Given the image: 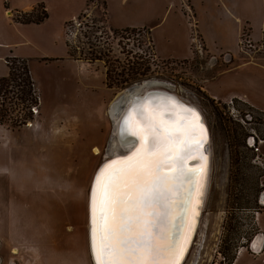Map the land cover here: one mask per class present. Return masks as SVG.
Instances as JSON below:
<instances>
[{
  "label": "rangeland",
  "instance_id": "374dc122",
  "mask_svg": "<svg viewBox=\"0 0 264 264\" xmlns=\"http://www.w3.org/2000/svg\"><path fill=\"white\" fill-rule=\"evenodd\" d=\"M27 1L0 0V54L28 62L39 96L25 107L14 84L7 93L0 88L6 114L0 122L2 264L11 258L14 264H93L89 197L121 117L111 114V105L146 81L196 105L212 130L207 195L184 264H264V255L256 258L250 249L264 227V109L220 94L221 74L240 61L264 66V40H253L239 19L244 0H89L59 38L46 25L17 22L43 17L41 5L31 16L4 17L7 6L16 10ZM108 5L113 25L151 33L114 27ZM226 54L238 55L226 61ZM8 56H0V78L9 75L8 59L15 62ZM139 57L150 60L151 72L122 83ZM252 134L258 150L246 145Z\"/></svg>",
  "mask_w": 264,
  "mask_h": 264
},
{
  "label": "snow or ice",
  "instance_id": "6c2138e0",
  "mask_svg": "<svg viewBox=\"0 0 264 264\" xmlns=\"http://www.w3.org/2000/svg\"><path fill=\"white\" fill-rule=\"evenodd\" d=\"M135 137L129 155L105 162L90 190L94 264H179L183 230L205 171L206 128L198 110L138 100L121 137ZM199 157L200 166L187 160ZM180 236L176 238V230Z\"/></svg>",
  "mask_w": 264,
  "mask_h": 264
},
{
  "label": "crops",
  "instance_id": "0c3cea01",
  "mask_svg": "<svg viewBox=\"0 0 264 264\" xmlns=\"http://www.w3.org/2000/svg\"><path fill=\"white\" fill-rule=\"evenodd\" d=\"M88 2L89 0H29L21 6L18 5L16 10L7 6L4 12V17H6V19H12L14 18L12 16L16 17L17 14L31 13L37 6L41 5L48 13V17L44 21L40 23H23L17 20V22L24 26L46 25V29L53 31L54 35L56 34V38H59L64 32L65 24L75 19L79 14L86 10ZM246 5L248 6L246 7ZM252 6H255V10ZM10 13H12V16L7 17ZM239 14V19L248 26L251 38L256 41L264 40V0H244L239 8ZM108 15L110 19L109 21L113 25L115 16L112 15L109 5ZM21 24L15 25H20L21 27ZM113 26L122 29L128 28L119 27L118 25ZM19 29L15 27V30L19 31ZM1 34L2 33H0V35ZM203 43L205 47L212 52L210 47L207 46L204 38ZM19 44H22V42ZM38 46L37 43L33 42L34 48H38ZM233 55L232 58H236L238 54ZM0 56L5 58L8 55H6V53H1ZM221 78L224 80V90L222 89V92H219L220 94L227 93L226 97L242 98L255 107L264 109V66H259L257 63L250 60H242L231 69L222 73Z\"/></svg>",
  "mask_w": 264,
  "mask_h": 264
},
{
  "label": "water",
  "instance_id": "95a60500",
  "mask_svg": "<svg viewBox=\"0 0 264 264\" xmlns=\"http://www.w3.org/2000/svg\"><path fill=\"white\" fill-rule=\"evenodd\" d=\"M226 61L232 60L231 54H226L224 56ZM153 84L150 83V81L143 82L141 84H135L125 90L122 94H120L117 99L114 102V106L116 109L115 117H120V121L117 128V133L115 132L113 139H112V145L111 149L108 152V159L103 161L98 169L107 161H110L112 159L121 158L129 155L132 153L138 146V142L135 137H132L131 135H128L127 137H130L134 140V145L132 147H124L122 144L126 143L124 141V138L121 137V125L122 121L124 120L125 116L129 113V111L137 104L138 100H145L152 103H160V104H168L173 105L175 107V111L177 114V118L179 116H182L185 114V106L189 108H193L199 111L201 117H202V123L204 124L206 128V143L204 144V147L201 149V152L206 156V162H205V171L200 176V185L196 190L195 196L193 198L192 203V209L188 216V224L187 227L183 230L184 238L181 241L183 252L179 259V264H184L185 260L187 259L189 252L193 246L195 237L197 235V231L200 225V220L202 217L205 199L207 195L208 190V183H209V177H210V167H211V142H210V133H209V127L206 122V118L202 111L194 104L187 102L185 99H183L178 94L171 92L167 89L163 88H152ZM135 94L134 96H132ZM126 138V137H125ZM187 165L190 168H196L200 166L199 157L196 158H189L187 160ZM97 169V171H98ZM97 171L94 174V177L97 173ZM94 177L92 184L94 182ZM91 184V186H92ZM91 190V189H90ZM90 197H89V243H90ZM180 228H177L176 230V238H179L180 236ZM90 253L91 258L94 264V258L91 252L90 247Z\"/></svg>",
  "mask_w": 264,
  "mask_h": 264
},
{
  "label": "trees",
  "instance_id": "16d2710c",
  "mask_svg": "<svg viewBox=\"0 0 264 264\" xmlns=\"http://www.w3.org/2000/svg\"><path fill=\"white\" fill-rule=\"evenodd\" d=\"M43 13V17L36 16L34 19H25V17H22L21 19H19L23 23H40L48 17V13L45 8L43 10ZM31 14H33V12L23 15L31 16ZM124 30L127 32H137L138 30L139 32H147L149 34L151 33V30L146 27L126 28ZM150 43L153 44V40L151 37ZM140 57L139 61H133V64L128 68V77L125 78L124 81L122 80V83H131L132 81L141 80L149 75V73L151 72V62L149 59L145 60L146 58H142V60L140 61ZM9 58L14 59L15 62H10L8 59L9 75L7 77L0 78L1 90H5V93H7L9 91L10 86L14 84L17 89L16 91H14L15 98L19 100L20 103L24 104L25 107H32V105H36L39 102V96L30 73L28 62L25 59L18 57ZM152 58L154 57L152 56ZM110 72H112V69H110L109 67L107 71L108 79H110ZM109 85L111 86L112 84ZM3 110L4 109H0L1 123L4 122L6 115Z\"/></svg>",
  "mask_w": 264,
  "mask_h": 264
},
{
  "label": "flooded vegetation",
  "instance_id": "af4514ba",
  "mask_svg": "<svg viewBox=\"0 0 264 264\" xmlns=\"http://www.w3.org/2000/svg\"><path fill=\"white\" fill-rule=\"evenodd\" d=\"M237 98L240 99L241 101H244L245 103H247L248 105H250L251 107H253V108L256 109V107L254 105H252L250 102H248V101H246V100H244L242 98H239V97H237ZM207 124H208V127H209L210 142H212V130H211V127H210V124L208 123V121H207ZM234 132L236 133L237 131L235 130ZM257 138H258V135L257 134H252V135L248 136L247 137V140H246V145H248V147L256 148L258 150L259 149V146H257L256 144L259 143L260 140L257 139ZM234 139H235V142H238L239 141L238 132L234 135ZM211 158H212V153H211ZM211 164H212V162H211ZM210 171H211V167H210ZM259 203L262 204V206H264V188L262 189V192L260 194ZM0 211H1V208H0ZM257 220L260 221V216L259 215H258ZM0 246H1V243H0ZM14 248H16V247H14ZM250 249L252 250L251 253L256 258H259L262 255H264V227L261 226V224L259 226V231L254 235V237L252 239ZM12 253L13 254H17V253H14L13 250H12ZM242 255L240 253L238 255L237 259H239ZM0 264H2V258L1 257H0ZM10 264H14L13 258L10 259Z\"/></svg>",
  "mask_w": 264,
  "mask_h": 264
},
{
  "label": "bare ground",
  "instance_id": "6f19581e",
  "mask_svg": "<svg viewBox=\"0 0 264 264\" xmlns=\"http://www.w3.org/2000/svg\"><path fill=\"white\" fill-rule=\"evenodd\" d=\"M135 94H133L132 96H134ZM115 102V101H114ZM114 102L111 105V114L115 115L116 114V109L114 106ZM117 118V117H116ZM115 120V119H114ZM124 141L126 142L125 144L123 143L124 146H129L131 145V147L134 145V140L130 137H126L124 138ZM263 240V239H262ZM255 246V245H254ZM14 252H17V250L15 249Z\"/></svg>",
  "mask_w": 264,
  "mask_h": 264
},
{
  "label": "built area",
  "instance_id": "2783aa9c",
  "mask_svg": "<svg viewBox=\"0 0 264 264\" xmlns=\"http://www.w3.org/2000/svg\"><path fill=\"white\" fill-rule=\"evenodd\" d=\"M232 101V100H231Z\"/></svg>",
  "mask_w": 264,
  "mask_h": 264
}]
</instances>
